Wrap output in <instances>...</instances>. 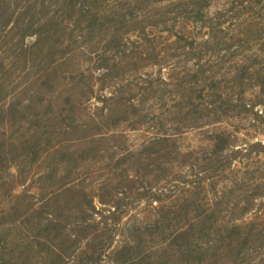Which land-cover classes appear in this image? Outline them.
Returning <instances> with one entry per match:
<instances>
[{
  "label": "rangeland",
  "instance_id": "rangeland-1",
  "mask_svg": "<svg viewBox=\"0 0 264 264\" xmlns=\"http://www.w3.org/2000/svg\"><path fill=\"white\" fill-rule=\"evenodd\" d=\"M0 264H264V0H0Z\"/></svg>",
  "mask_w": 264,
  "mask_h": 264
},
{
  "label": "trees",
  "instance_id": "trees-1",
  "mask_svg": "<svg viewBox=\"0 0 264 264\" xmlns=\"http://www.w3.org/2000/svg\"><path fill=\"white\" fill-rule=\"evenodd\" d=\"M240 256H244V254L242 253Z\"/></svg>",
  "mask_w": 264,
  "mask_h": 264
}]
</instances>
